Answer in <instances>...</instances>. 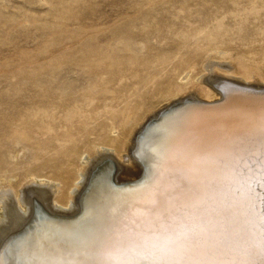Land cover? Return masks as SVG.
I'll list each match as a JSON object with an SVG mask.
<instances>
[{"label":"bare ground","instance_id":"obj_1","mask_svg":"<svg viewBox=\"0 0 264 264\" xmlns=\"http://www.w3.org/2000/svg\"><path fill=\"white\" fill-rule=\"evenodd\" d=\"M229 50L209 44L170 62L158 107L136 93L77 103L65 61L24 82L41 91H13V131L0 133V264H264L252 251L264 215V51ZM109 81L99 93H114Z\"/></svg>","mask_w":264,"mask_h":264},{"label":"rangeland","instance_id":"obj_2","mask_svg":"<svg viewBox=\"0 0 264 264\" xmlns=\"http://www.w3.org/2000/svg\"><path fill=\"white\" fill-rule=\"evenodd\" d=\"M185 13H193L199 22L192 25ZM199 19H204L203 24ZM168 32L173 33L172 37ZM209 44L230 48L233 57L261 54L264 0H0V125L8 130L0 126V133L13 131L10 94L27 88L41 91L40 84L36 89V84L25 86L24 82L36 79L45 64L65 61L74 66L62 84L72 87L69 93L77 103L92 106L95 99H121L136 93L131 100H149L158 107L164 103L152 96L158 84L166 83L173 67L169 63H178L185 54H199ZM213 62L226 65L229 60ZM163 68L166 70L149 82L147 74H156ZM105 79H112L106 87L114 93L103 95L96 89ZM28 99V103L35 104ZM37 112L35 117L42 114ZM43 132L41 128L34 136L41 138ZM6 139L13 143V134ZM21 143L34 147L24 140ZM29 148L20 152V162L28 159ZM8 160L15 163V158Z\"/></svg>","mask_w":264,"mask_h":264},{"label":"snow or ice","instance_id":"obj_3","mask_svg":"<svg viewBox=\"0 0 264 264\" xmlns=\"http://www.w3.org/2000/svg\"><path fill=\"white\" fill-rule=\"evenodd\" d=\"M259 133H260L262 145H264V115H262L259 124ZM260 175H261L262 183H264V160H262L260 164ZM262 206H264V201H262ZM260 222H261V231H260L259 248H253L252 251H256L258 254H264V215L260 217Z\"/></svg>","mask_w":264,"mask_h":264}]
</instances>
